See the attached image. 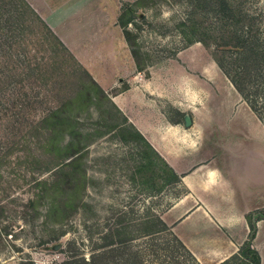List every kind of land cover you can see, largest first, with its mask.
<instances>
[{
	"label": "rangeland",
	"instance_id": "374dc122",
	"mask_svg": "<svg viewBox=\"0 0 264 264\" xmlns=\"http://www.w3.org/2000/svg\"><path fill=\"white\" fill-rule=\"evenodd\" d=\"M129 1L134 0H117V17ZM229 1L253 16L264 49V0ZM133 15L126 26L137 53L129 71L137 82L132 89L129 77H122L110 91L95 93L79 63L35 31L25 30L20 44L12 36L10 45L0 46V264L26 258L62 264L74 253L88 258L105 237H118L117 231L133 236L132 244L156 264H195L181 252L173 261L175 241L167 231L139 236L143 229L137 224L150 226L152 215L182 191L151 186L167 175L165 166L125 116L147 107L180 118L182 126L189 113L193 123L184 128L198 130L215 164L249 184L251 205L260 197L264 213V85L249 100L216 60L222 52L213 35L227 18L204 0H141ZM193 38L198 40L187 44ZM146 85L150 92L141 102L136 93L142 95ZM84 86L91 99L86 92L71 98ZM55 108H61L57 117L42 121ZM49 127L52 139L45 145ZM38 177L57 189L36 198L42 189ZM68 194L80 202L64 205L67 218L54 223L60 211L48 217L45 201Z\"/></svg>",
	"mask_w": 264,
	"mask_h": 264
},
{
	"label": "crops",
	"instance_id": "0c3cea01",
	"mask_svg": "<svg viewBox=\"0 0 264 264\" xmlns=\"http://www.w3.org/2000/svg\"><path fill=\"white\" fill-rule=\"evenodd\" d=\"M26 1L103 90L113 89L122 77H129L127 89L137 84L129 74L136 64L117 22V0ZM146 91L150 92L147 85L136 99L146 100ZM125 116L180 176L175 186L182 191L157 212L159 217L198 264L230 259L248 239L246 215L261 209V198L252 206L249 184L242 178L233 180L226 168L215 164L199 143L198 130L185 129L180 118L148 107L140 115ZM255 224L251 246L264 264V217Z\"/></svg>",
	"mask_w": 264,
	"mask_h": 264
},
{
	"label": "trees",
	"instance_id": "16d2710c",
	"mask_svg": "<svg viewBox=\"0 0 264 264\" xmlns=\"http://www.w3.org/2000/svg\"><path fill=\"white\" fill-rule=\"evenodd\" d=\"M140 1L141 0H134L124 3L123 6H121L119 15L117 17V22L123 29L124 37L130 47V51L136 65L137 53L132 47V43H130L131 34L126 26L128 23H133V14L135 13ZM204 1H206L208 4L211 3L213 6L218 8L219 11L222 12L223 16H225L228 20V24L225 25L226 27L224 28L221 26L218 29L216 35H213L215 38V46L222 52L221 56H216V60L229 75L241 93H243L249 100L256 99L260 89L264 85V49L262 40L254 28L253 16L245 13L237 4L232 3V1L229 0ZM25 30H30L32 32L35 31L40 39L46 40L54 48H56V45H59L62 47V49H64L65 55L76 60L64 43L58 38V36L52 31L48 24L40 17V15L26 0H0V46H4L6 41L9 44L10 38L12 36L16 39V42L20 44L19 40H21V35ZM197 40L198 39L193 38L187 44ZM200 40H202L204 43L206 42L207 44V41L203 36ZM226 53L228 54L226 55ZM16 58L20 60V57ZM33 59H36V56H33ZM31 61V59L28 60L29 65ZM77 63L79 62L77 61ZM79 65L85 71L86 75H88L89 81L91 86H93L95 93L100 91L104 92L103 88L97 83L91 74L80 63ZM30 70L33 71V69ZM85 92L87 93L88 98L91 99L93 94L88 91V86L79 87L76 89L75 96H72L71 98L80 97L82 94H85ZM64 105H67V101L64 103ZM58 111H61V108L50 109L43 116L42 121L45 122L46 120L57 117ZM133 128L151 147L155 155L163 161L165 166L164 170L167 172V175L163 177L160 183L153 180L151 186L158 190L164 188L166 185L175 186L180 181V176L166 163V161H164V159L156 152V150L147 142V140L134 126ZM46 132L44 144L48 145L52 139L53 129L49 127ZM159 176L161 177V175ZM36 184L42 185V189L40 191H36V198L38 199L44 198L45 195L42 193L43 190L53 189L55 191L57 189V187L49 180L42 177H38L36 179ZM74 200L75 196L73 194H68L66 197H64V199H56L53 196H49L45 201L47 216L49 217L56 210H59L60 214L58 217L52 220L54 223H60L64 221L67 218L66 214L64 213V205H69V207L74 208V206L76 207L80 202V200ZM29 201L33 203L36 200L29 199ZM152 216L154 217V221L151 222L150 226H148V224H137L143 229L142 232L139 233V236H152L161 230L167 231L175 241V246L169 251L173 261H178L177 254L181 252L187 255L195 264H198L193 255L186 249L178 237L170 231L169 227L164 223L159 215L153 214ZM263 217L264 213L260 210H256L254 213L246 215L250 229L248 239L239 247L236 254L220 264H231L235 261L240 262L241 264H260L258 253L251 246V239L254 236L256 230L255 220ZM119 221L121 222L122 219ZM122 233V231H117L118 237H113V235L116 233H111L110 238L105 237L106 240L103 242V244L95 245L94 249L89 253L88 258H85L81 254L78 256V254L74 253L70 255V257H72L71 259L64 261L62 264H156L153 261L145 259L141 250L132 244V240L134 239L133 236H122ZM20 264L35 263L30 258H26L22 260Z\"/></svg>",
	"mask_w": 264,
	"mask_h": 264
},
{
	"label": "water",
	"instance_id": "95a60500",
	"mask_svg": "<svg viewBox=\"0 0 264 264\" xmlns=\"http://www.w3.org/2000/svg\"><path fill=\"white\" fill-rule=\"evenodd\" d=\"M184 126H190L192 124V118L189 113H184L183 115Z\"/></svg>",
	"mask_w": 264,
	"mask_h": 264
}]
</instances>
